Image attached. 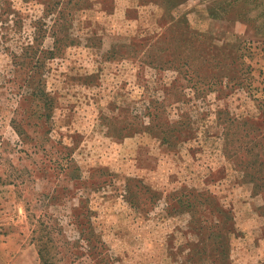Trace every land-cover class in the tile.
<instances>
[{
    "label": "rangeland",
    "instance_id": "1",
    "mask_svg": "<svg viewBox=\"0 0 264 264\" xmlns=\"http://www.w3.org/2000/svg\"><path fill=\"white\" fill-rule=\"evenodd\" d=\"M260 129L264 0H0V264H264Z\"/></svg>",
    "mask_w": 264,
    "mask_h": 264
},
{
    "label": "trees",
    "instance_id": "2",
    "mask_svg": "<svg viewBox=\"0 0 264 264\" xmlns=\"http://www.w3.org/2000/svg\"><path fill=\"white\" fill-rule=\"evenodd\" d=\"M193 80H195V78H193ZM198 82L200 83V81ZM195 85L198 84L195 83ZM38 93L44 94V89L41 88L39 91H33L34 95ZM239 122L240 121L237 123L239 124ZM246 123L247 122H245V124ZM238 126L240 127V125ZM244 136L248 138L240 141L239 149L237 148L235 152H244L240 159L242 170H245L247 180L254 184L255 192H259L260 189L264 188V131L260 129L256 134L253 131H248ZM229 143L230 138H228V146H230ZM236 146L237 145H234V147Z\"/></svg>",
    "mask_w": 264,
    "mask_h": 264
},
{
    "label": "crops",
    "instance_id": "3",
    "mask_svg": "<svg viewBox=\"0 0 264 264\" xmlns=\"http://www.w3.org/2000/svg\"><path fill=\"white\" fill-rule=\"evenodd\" d=\"M10 256H11L10 252H6V254L0 253V259L10 260L11 259ZM7 264H11V263H7Z\"/></svg>",
    "mask_w": 264,
    "mask_h": 264
}]
</instances>
